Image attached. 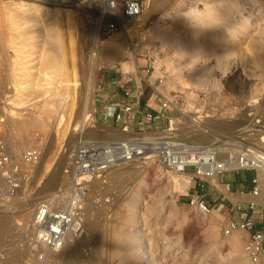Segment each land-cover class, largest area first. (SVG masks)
<instances>
[{
	"label": "rangeland",
	"instance_id": "rangeland-1",
	"mask_svg": "<svg viewBox=\"0 0 264 264\" xmlns=\"http://www.w3.org/2000/svg\"><path fill=\"white\" fill-rule=\"evenodd\" d=\"M49 1L0 0V135L10 148L15 145V148L12 147L13 154L19 155L27 148L39 146L42 155L46 152L45 154L50 156L43 167H40V158L36 166L40 169V175L35 176L33 173V178L23 183L17 195L7 202L9 209L3 211L5 203L0 204V215L6 213L7 216L16 217V220L12 221L10 233L0 238V264H45L39 259L43 252L32 242L31 221L36 211L35 205L52 200L58 187L69 189L70 181L64 173L66 158L79 142L115 141L118 133L122 132L113 121L105 119L98 108V96L103 93L107 81L111 80L110 76L123 73V77L128 79L138 67L141 71L153 69L154 78H164V89L177 100L175 106L179 111L172 112L171 122L188 112L200 118L199 124H207L205 127L207 126L206 132L209 136H202L207 137V141L203 138L202 143L201 140H192L196 136L192 124L176 123V128L179 131L182 128V131L175 133L181 135L180 140L187 145L201 147L206 145V142L218 143V140L220 143L229 142L228 144L232 145L240 140L243 145L255 149V137L252 135L256 131L264 130V111L262 115L251 114L257 109H264V0H167L169 3L166 0H150L136 23L143 24L145 29L131 31L132 35L130 32L127 34L135 53H131L122 40L120 54L117 56H107L103 51H108L110 41L123 38L121 30L108 32L105 20L96 44L89 15L85 14L81 7L70 8L75 12L72 17L75 24L71 47L68 38H65L64 20L54 17V0H51L52 3ZM65 1H69L66 6L72 7L86 0ZM202 4L211 6L213 12L198 25L194 13L191 12L195 8V11L204 13L206 6ZM30 9L35 13L31 17L28 16L32 11ZM97 10L94 11V16L99 18ZM20 22L24 23L22 27L26 28L25 34L14 26ZM169 26L171 30L174 28L173 32L167 29ZM150 29L153 36L162 33L160 38L169 42L171 46H167L166 53L176 58L180 68L170 71L164 64H157L153 54L149 55L153 51L152 47L148 46L151 35L147 30ZM57 30L64 34V51L59 53L58 57L66 69L72 55L75 80L79 85L74 92L72 107L71 102H63L62 91L51 89L66 79L64 71L52 75L48 93L34 87L42 84V75L46 71H51L44 60L51 53L56 54L49 36ZM19 34L28 38L25 40H28L30 45L25 51H33L29 54L31 58L27 59L28 65L24 75L16 74L14 67ZM30 34L34 36L29 39ZM97 47L102 53L99 62L91 57V51ZM99 64L101 66L96 70V65ZM17 76H23L20 79L24 86H32L21 94L24 100L22 109L15 111L12 116L9 114L12 109L8 104L15 98L14 87L16 81L20 80L16 79ZM180 76L184 77L183 80L197 79L199 84L186 86ZM116 77L113 87L118 83L119 77ZM89 100L92 101V106ZM260 104L263 107L258 108ZM85 114L89 119L86 123ZM62 116L67 120L63 127L62 122H59ZM224 126L229 130L224 129ZM167 131L168 128L157 130L155 133L165 136L163 133ZM146 133L153 134L154 131ZM129 134H133L131 124ZM262 136L264 135L258 137V141L261 142ZM243 150L247 149L243 147L241 152H244ZM134 164L135 166H125V171L129 170L128 173L124 170L123 173L110 172V175L115 174L117 177L114 175L112 179L109 175L103 195L109 199V205L97 209L94 198L99 185L93 182L94 186L91 184L89 187L87 217L90 220H99L100 227L95 232L85 230L81 245L86 249L78 246L71 252V249L68 248V251L65 248V252L63 250L50 257L47 264H252L243 252L248 237L243 232H235L230 236L224 234L227 226L224 212L213 210L212 207L209 215H203L195 203L199 193L197 188H193L194 184L189 178L169 171L154 161H139ZM133 167L138 169L136 173H133ZM241 173L256 175L253 170ZM233 175L235 174H224L226 178ZM60 176L66 178L60 179ZM212 183L220 189L217 183ZM30 202L34 206L28 219L18 217L20 205ZM261 205L263 209L258 210L261 217H264V204ZM19 224L22 226H18ZM83 237L86 239L82 240ZM115 242L118 251H121L122 259L112 255ZM64 258L65 261L62 262ZM68 258L76 260L71 263L72 260ZM83 259L85 260L82 261Z\"/></svg>",
	"mask_w": 264,
	"mask_h": 264
},
{
	"label": "built area",
	"instance_id": "built-area-1",
	"mask_svg": "<svg viewBox=\"0 0 264 264\" xmlns=\"http://www.w3.org/2000/svg\"><path fill=\"white\" fill-rule=\"evenodd\" d=\"M149 2L150 0H101V7L96 11L101 17L100 29L106 20L105 27L108 32L121 30L120 23L137 20L142 15L144 6ZM145 72L151 76L153 69L147 68ZM136 74L140 78L138 69ZM139 82L146 83L142 78ZM156 82L161 85L164 78H159ZM126 84L125 78L118 83V90L126 103L119 109L113 106L103 107L102 116L121 126L122 133H126L129 125L135 123L136 132L132 130V137L123 141L79 142L66 158L64 173L70 181L69 189L63 190L58 187L53 199L42 202L34 213L31 222L32 242L37 249L42 250L43 254L39 259L45 264L50 259L48 253L62 249L67 234H72L77 239L84 235L88 216L89 187L93 182L99 185L94 198L97 209L110 204L109 199L104 198L103 195L109 174L118 165L154 161L174 173L188 174L189 181L199 193L195 203L203 215L212 212V207L206 199V192L208 185L214 187L212 183L214 179L224 174H237L249 170L256 173V170L248 165L247 151L239 155L240 166L234 167L230 160L219 159L221 154L214 145L195 147L172 137L156 135L157 130H154L153 134L146 133L149 132L147 128L156 125L163 116L144 109L141 106L143 90L140 89L133 94ZM132 99L135 100L134 104L129 103ZM160 107L162 111L169 113L179 112L175 105L163 98ZM124 116L129 118L128 122L125 121ZM166 118L167 132H170L172 119ZM146 134L151 136L147 137ZM41 155L39 146L27 148L19 155L13 154L0 135V199L10 201L17 195L23 183L33 178ZM252 184L251 195L254 201L249 204V208L255 211L262 206L258 201L261 190L257 183V173ZM248 228V221L230 222L224 234L230 236L235 232L244 233ZM263 250L264 232L261 231L251 234L243 247L244 255L252 264H260Z\"/></svg>",
	"mask_w": 264,
	"mask_h": 264
},
{
	"label": "bare ground",
	"instance_id": "bare-ground-1",
	"mask_svg": "<svg viewBox=\"0 0 264 264\" xmlns=\"http://www.w3.org/2000/svg\"><path fill=\"white\" fill-rule=\"evenodd\" d=\"M51 1V0H50ZM49 1V2H50ZM162 2H165V1H163V0H161ZM167 1V0H166ZM173 1V0H172ZM198 1V0H197ZM207 1V0H206ZM223 1V0H222ZM68 2L69 1H65V0H54V8H53V10H52V13H53V15H54V17H56V18H58V17H61V18H63V20H64V25H63V27L65 28V38H68V42H69V45H71V47H72V38H73V34H74V28H73V25L75 24L74 22V20H73V15H74V13L75 12H73V11H71L70 10V8H72V9H78V7H81L80 9H82V11L85 13V14H87V15H89V17H90V19L92 20V29H93V34H94V42L97 44L98 42L97 41H99L98 40V36H99V31H100V27H101V17H99V18H96L95 16H94V11L95 10H97V9H99V7H101V0H86V1H83V2H81V3H79V4H76V5H73L72 7H68V6H66V4H68ZM168 2V1H167ZM166 2V3H167ZM199 2V1H198ZM44 3V2H43ZM51 3H52V1H51ZM169 3V2H168ZM219 3H221V1H219ZM46 4V3H45ZM48 4V3H47ZM215 4H216V1H215ZM170 5V4H169ZM202 5H205L206 7H204V9H205V12L203 13H201V12H197V11H195V8L193 7V5H192V7L194 8V11L193 12H191L193 15H195L194 17V19L198 22V25H200V24H202L203 22H204V20L205 19H207V18H209L210 16H211V14H212V12H213V9H212V7L211 6H208L207 4H202ZM217 5V4H216ZM219 5V4H218ZM217 5V6H218ZM50 6V5H49ZM168 6V5H167ZM196 6V5H195ZM77 7V8H76ZM19 8L21 9V6H19ZM168 8V7H167ZM192 8V9H193ZM218 8V7H217ZM181 9V8H180ZM179 9V10H180ZM189 9V8H188ZM32 9H30V11H31ZM179 10H178V12H179ZM76 11V10H75ZM79 11V10H78ZM199 11V10H198ZM8 13V12H7ZM171 13V12H170ZM180 13H181V11H180ZM187 13V12H186ZM185 13V14H186ZM35 13H34V11L32 10L31 12H30V14L28 15L29 17H31V16H33ZM78 14V13H77ZM229 14V13H228ZM9 15V14H8ZM16 15H17V13H16ZM171 15V14H170ZM177 15V14H176ZM187 15H188V13H187ZM7 16V15H6ZM12 16V15H11ZM190 16V15H189ZM192 16V15H191ZM190 16V17H191ZM161 17V16H160ZM164 17V16H163ZM171 17H173L172 15H171ZM176 17V16H175ZM188 17V16H187ZM193 17V16H192ZM181 18V17H180ZM183 18H186V17H183ZM139 19V18H138ZM138 19L137 20H134V21H131V22H121L120 23V27H121V33H122V36H123V38L122 39H119V38H117V39H114V40H112V41H110V43L108 44V51H103L107 56H117L118 54H120V46L122 45V40L124 41V44L126 45V47L130 50V52L131 53H135V50L133 49V45H132V43H131V40H130V36H128L127 34H128V32H130V35H132L131 34V31H139V30H142V29H145V26L142 24H136L137 23V21H138ZM164 19V18H163ZM168 19H169V17H168ZM175 19V18H174ZM178 19V18H177ZM190 19H192V18H190ZM189 19V20H190ZM211 19V18H210ZM186 20V19H185ZM189 20H187V21H189ZM166 21V20H165ZM164 21V22H165ZM54 22V21H53ZM163 22V21H162ZM171 22V21H170ZM207 22V21H206ZM176 23V22H175ZM188 23V22H187ZM193 23V22H192ZM192 23H190V24H192ZM157 24V23H156ZM155 24V25H156ZM149 25V24H148ZM164 25V24H163ZM15 26V28L17 29V30H19V31H23L22 33H24L25 34V27H22V26H24V23L23 22H20V24L18 25V23H17V25H14ZM153 26V25H152ZM22 27V28H21ZM147 28V27H146ZM153 28V27H152ZM171 28V26H169L167 29L169 30ZM163 30H166V29H163ZM173 30H174V28H173ZM173 30H171L170 29V31H172L173 32ZM35 31V30H34ZM37 31V30H36ZM177 31H178V29H177ZM147 32L149 33V35H151V41L150 42H148L149 43V45L148 46H150V47H152V49H153V51L152 52H150L149 53V55L150 54H153L154 55V57L156 58V62H157V64H164L165 66H167L168 68H170L169 70L170 71H175L176 70V68L177 67H179L180 68V64H179V62H177L176 61V58H172V57H170L167 53H166V48H167V46L168 45H170L169 44V42L168 41H166V40H164V39H162V38H160L161 37V34L160 33H158V35H155V36H153L154 34H151V29L150 30H147ZM162 32V31H161ZM175 32V34H176V31H174ZM28 33H30V32H28ZM152 33H154V32H152ZM178 33V32H177ZM24 34H22V35H18V39L20 40L19 41V44L17 43V48H18V51H16V60H15V62H14V67H15V69H16V74H19V75H21V74H23L24 75V72H26V66L28 65L27 64V62H28V58H31L30 57V53L31 52H33L31 49H29L30 51H25V49L26 48H28L29 47V43L25 40V39H28L26 36H24ZM33 35V34H32ZM31 34H30V37H29V39L31 38V36H32ZM34 36V35H33ZM37 36V35H36ZM49 38H50V41H51V43H52V46H53V49H54V52L56 53V54H50V55H48V57L44 60L45 62H46V65H47V67H48V69L49 70H51V71H46L43 75H42V84H39V85H36V86H34L35 87V89H38V90H40V89H43L46 93H48L47 91L50 89V86L49 85H51V82H52V75H56L58 72H61V71H64V73H65V77H66V79L65 80H62V81H60V82H58L55 86H54V88H51V89H53V90H55V91H62V93H63V95L61 96L63 99V102L64 103H69V102H71V107H72V105H73V103H74V92H75V90H76V88L77 87H79V85H78V83H77V81L75 80V71H74V63L72 62V55L70 56V58H69V62H68V65H67V68L66 69H64L63 68V62L59 59V53H61V52H63L64 51V34H62L59 30H57L55 33H53L52 35H50L49 36ZM66 41H67V39H66ZM146 41V40H145ZM171 43V42H170ZM67 44V43H66ZM13 46V45H12ZM171 46V45H170ZM170 46L168 47V48H170ZM103 47V46H102ZM52 48V47H51ZM99 48H101L100 46H99ZM99 48L97 47V48H94L92 51H91V54H92V58H93V60H96L97 62H99V58H100V56L102 55V53L100 52V50H99ZM123 48V47H122ZM125 48V47H124ZM69 50V52H70V48L68 49ZM0 51H2V50H0ZM128 52V51H127ZM149 52V51H148ZM25 53H28V55H25ZM122 53H124V52H122ZM69 54V53H68ZM69 57V56H68ZM119 59V58H118ZM114 61V60H113ZM108 62H110V61H108ZM107 62V63H108ZM106 63V64H107ZM177 63L180 65V66H178L177 65ZM98 66H101L100 64L99 65H96V70H98ZM18 67H21V68H18ZM95 67V66H94ZM103 67V66H102ZM101 67V68H102ZM100 68V69H101ZM191 71V70H190ZM97 72V71H96ZM95 72V73H96ZM100 72V71H99ZM98 74V73H97ZM97 74L94 76V79H96V76H97ZM19 76H17V78L16 79H20V78H22L23 76H21V77H19ZM13 79V78H12ZM59 79V78H58ZM62 79H63V77H62ZM180 79L182 80V82H184V85H192V86H197L198 84H199V81L196 79H187V78H185V79H187V80H183L184 79V77L183 76H180ZM14 80V79H13ZM23 80H26L25 78H23ZM54 80V79H53ZM38 81V80H37ZM56 81V80H55ZM58 81V80H57ZM40 82V81H39ZM94 82H95V80H94ZM35 84V83H34ZM25 84L23 83V81H22V79H20L18 82L16 81V84H15V87H14V89H15V98L11 101V102H9V106H11V109H12V111L9 113L10 115H14V112L15 111H18V110H20V109H22V101H24L23 100V96L21 95L22 93H24V92H26V90H27V88H31V86H24ZM49 86V87H48ZM52 87V86H51ZM47 88H49V89H47ZM34 89V88H33ZM13 91V90H12ZM51 91V90H50ZM50 93V92H49ZM91 94V93H90ZM9 99V98H8ZM7 99V100H8ZM10 100V99H9ZM90 101V100H89ZM90 103H91V106H92V101H90ZM251 104H254V103H251ZM250 104V105H251ZM261 105V104H260ZM260 105H258V106H260ZM251 106H253V105H251ZM251 106H249V107H251ZM249 107H247V108H249ZM261 107H263L262 105L260 106V107H258V108H261ZM253 108V107H252ZM256 109H257V107H256ZM255 109V110H256ZM255 110H253V111H255ZM260 109H257V111H255L254 112V114L253 113H251L252 115H256V114H258V115H262L263 113H262V111H264V109H262L261 108V110L259 111ZM245 111V110H244ZM250 111H251V109H250ZM246 112V111H245ZM88 113H89V111H88ZM244 113V112H243ZM242 113V114H243ZM246 114V113H245ZM244 115V114H243ZM257 115V116H258ZM253 116V117H254ZM246 117V116H245ZM244 117V118H245ZM259 117V116H258ZM261 117V116H260ZM87 114H85L84 115V119H85V121H84V123H86V121H88L89 119L87 118ZM256 118V117H255ZM263 118V117H262ZM6 119H8V117H6ZM198 119H200V118H197L196 116H195V114L194 113H188V112H184L183 114H182V117L180 118V119H176L174 122L172 121L171 122V128H170V132H166L164 135L165 136H168V137H172V138H174V139H178V140H180V137H181V135H177L175 132L176 131H179V129H177L176 128V123H180L181 125L183 124V125H187L186 123H190V124H192L193 126H194V129L196 130V131H194V133L196 132V136L192 139V140H197V141H199V140H201V142L203 141V138H204V140H206V138L207 137H203L202 138V136H204V135H206L207 134V132H206V128H207V126L205 127V125H207V124H199V122H198ZM253 120V119H252ZM262 120V119H261ZM231 121V120H230ZM229 121V123H230V125L232 124L231 122ZM4 121H2V123H3ZM59 122H62V127L63 126H65V123L67 122V120L65 119V117H61V119H60V121ZM226 123V122H225ZM228 123V122H227ZM228 123V124H229ZM238 123V122H237ZM241 123V122H240ZM257 123V122H256ZM259 123V122H258ZM264 123V122H263ZM239 124V123H238ZM242 124V123H241ZM240 124V125H241ZM242 125H245V124H242ZM233 126V125H232ZM221 127V126H220ZM222 127H223V125H222ZM246 127H247V125H246ZM257 127V126H256ZM233 128H235V126L233 127ZM250 128V127H249ZM181 129V131H182V128H180ZM224 129H226L225 128V126H224ZM223 129V130H224ZM253 129H255L254 127H253ZM129 130H130V125H129V128H128V130H127V132L126 133H122V132H120V133H118V137H117V139L116 140H119V141H123V140H127V139H130L132 136H130V134H129ZM226 130H229V129H226ZM235 130H236V128H235ZM181 131H179V133H181ZM222 132V131H221ZM63 134H64V132H63ZM208 136H209V134H207ZM261 135H264V130H260V131H256V133H254L252 136L253 137H255V142H257L256 144H255V142H254V145L256 146H254L255 147V149L254 148H252L251 146L249 147V146H247V145H243L242 143H240L239 141H235V142H233V144L231 145V144H228V143H220L219 142V140H218V143L220 144V145H217L218 143H212V142H206V145L205 144H201L202 146H207V147H209V146H212V145H214V147H216V149L218 150V152L221 154V156L219 157V159H221V160H223V161H231L232 162V164H233V166L234 167H239L240 166V164H239V158H240V154H242L243 152H241V150L243 149V147H245L247 150H243V151H247V157H248V165L251 167V168H253V169H255L256 170V173H257V183H258V186H259V189L261 190V195H260V198H259V202H261V203H263L264 204V136H262V138H261V142L260 141H258V137H260ZM219 136V135H218ZM222 136H224V135H222ZM212 137V136H211ZM253 137H251V138H253ZM214 138V137H213ZM213 138H212V140H213ZM220 138V137H219ZM250 138V139H251ZM221 139H222V137H221ZM17 140V139H16ZM21 140V139H20ZM115 140V141H116ZM238 140V139H237ZM249 140V139H248ZM253 139H251V141H252ZM207 141V140H206ZM246 141H247V139H246ZM231 142V141H230ZM12 143V142H11ZM10 143V144H11ZM18 143V142H17ZM188 143V142H187ZM199 143V142H198ZM202 143H204V142H202ZM248 143V142H247ZM251 143V142H250ZM188 144H190V143H188ZM249 144V143H248ZM253 144V143H252ZM217 145V146H216ZM15 145H13L12 147H14ZM20 146V145H19ZM198 146V145H197ZM12 147L10 148L9 147V149H10V151H12ZM15 148V147H14ZM15 151H16V149H15ZM46 153V152H45ZM44 153V155H42V157H41V163H40V167H43L44 166V164L46 163V162H48L49 161V159H50V156L48 155L47 156V154H45ZM66 158V157H65ZM134 163H138V162H134ZM134 163H131V164H127V165H118V166H116V167H114L113 169H112V171H115V172H117V171H121L120 173H123L122 172V170H124V172H127L128 173V171H125L126 169H125V166H128V165H130V166H135V164ZM147 163V162H146ZM43 165V166H42ZM164 167V166H163ZM130 169H131V167H130ZM133 170H134V172L133 173H136L137 171H138V169L136 170V168H134L133 167ZM113 173V172H112ZM120 173L118 172V174L120 175ZM34 175L35 176H37V175H40V169H38V168H35V170H34ZM54 175H56V174H54ZM110 175V174H109ZM115 175V174H114ZM113 174L112 175H110L111 177L112 176H114ZM126 175V174H125ZM138 175V174H137ZM181 176H183V177H186V178H189L188 177V174H180ZM63 176H65V175H63ZM63 176H62V178H63ZM116 176V175H115ZM124 176V175H123ZM53 177H56V176H52V178ZM117 177V176H116ZM119 177V176H118ZM128 177V176H127ZM61 178V176H60V179H62ZM64 178H66V177H64ZM63 178V179H64ZM111 179V178H110ZM112 179H113V177H112ZM55 180H58L57 178H55ZM67 180H68V178H67ZM115 180V179H114ZM113 180V181H114ZM60 182H61V180H59ZM214 183H217V179H214V181H213ZM52 183H54V182H52ZM95 184H96V182H94ZM94 183H92V185L94 184ZM61 184V183H60ZM64 185V184H63ZM94 186V185H93ZM70 187V186H69ZM91 187V186H90ZM65 189V188H64ZM107 193V192H106ZM8 201H6V200H4V199H0V204H2V203H5V207H4V209H2L3 211L4 210H6V209H9V204L7 203ZM42 203H39V204H36L35 205V209L37 210L38 209V207L41 205ZM34 206V204H32L31 202L30 203H26V205H20V207H19V216L18 217H21V218H23V219H28V217H29V215H30V213H31V209H32V207ZM104 210H106V209H104ZM101 212V211H100ZM96 219H98V218H96ZM13 220H16V217L15 216H7V214L6 213H2V215H0V238H3V237H5L6 235H8L9 233H10V231L12 230L11 229V224H12V221ZM99 220H97V221H95V220H93V219H91L90 220V218L89 217H87V219H86V224H85V227H86V229H88V231L89 230H94V232H95V230L96 229H98L99 227H100V222H98ZM32 222V221H31ZM18 226H22V225H18ZM103 227V226H102ZM14 228V227H13ZM14 230V229H13ZM101 230V229H100ZM99 230V231H100ZM105 230V229H104ZM87 231V230H86ZM98 232V231H97ZM94 234V233H93ZM97 234V233H96ZM95 234V235H96ZM233 235H234V233H233ZM91 236V235H90ZM86 239V237H83L82 238V240L83 239ZM80 239V240H79ZM79 239H77V238H75L74 236H72V234H67V236H66V240H65V244L63 245V247H62V249L61 250H59L58 252H60V251H63L64 250V252H65V248H67V250L69 251V249H71V252H73L72 251V249L74 248V247H80V246H82L83 245V243L81 242V238H79ZM84 239V240H85ZM90 239V238H89ZM122 240V239H121ZM86 241H88V240H86ZM90 241V240H89ZM81 243H82V245H81ZM84 244H86V243H84ZM91 244V243H90ZM89 245V244H88ZM114 247H113V249H112V255L113 256H116V257H118L119 256V258H121L122 256L120 255L121 254V251H118V246H117V243L115 242L114 243ZM86 246H87V244H86ZM121 246V245H120ZM119 246V247H120ZM82 247H84V246H82ZM69 248V249H68ZM80 249V248H79ZM84 249H86L85 247H84ZM66 250V251H67ZM73 250H75V249H73ZM81 250H82V248H81ZM40 251H42V250H40ZM56 252L57 251H53V252H50V253H48L49 255H48V257L50 258H52V257H54L55 255H56ZM64 252H63V254H64ZM70 252V255H72V253ZM78 252V251H77ZM81 252V251H80ZM62 253V252H61ZM67 253V252H66ZM74 254H76V253H74ZM58 255H59V253H58ZM69 255V254H68ZM81 255V254H80ZM92 255V254H91ZM66 256V255H65ZM77 256V255H76ZM103 256H105V255H103ZM67 257H69V256H67ZM81 257V256H80ZM79 257V258H80ZM95 257V256H94ZM55 258H57V257H55ZM54 258V259H55ZM70 258V257H69ZM68 258V259H69ZM90 258V257H89ZM99 258V257H98ZM63 259V258H62ZM67 259V258H66ZM78 259V258H77ZM122 259V258H121ZM69 260H72V259H69ZM69 260H68V263H70L69 262ZM74 260H76V258L75 259H73L72 261H71V263H73V262H75ZM85 259H83L82 261H84ZM90 260V259H89ZM63 261H65V258H64V260H62V262ZM99 261V260H98ZM123 262H125V261H123ZM63 264H65L64 262H63ZM83 264H85V263H83ZM91 264V263H90ZM98 264H100V263H98Z\"/></svg>",
	"mask_w": 264,
	"mask_h": 264
},
{
	"label": "crops",
	"instance_id": "crops-1",
	"mask_svg": "<svg viewBox=\"0 0 264 264\" xmlns=\"http://www.w3.org/2000/svg\"><path fill=\"white\" fill-rule=\"evenodd\" d=\"M136 69L139 71L140 78L145 80L147 84H141L139 82L140 78L137 76L136 71L128 79L123 77V73H119V75H112L109 77L111 82L107 81L106 88L103 89V93L98 96V108L100 109L101 114H103L102 109L105 106H113L119 109L124 103H126L122 99L121 93L118 90V83L125 78V81H127L126 85L133 94H135L140 89L143 90L144 97L141 99V106L144 109H149L150 111L163 116V118H161L156 123V125H153L151 128H147V131L150 132L154 130L166 129V117H171L172 113L161 110L160 106L162 98L168 100L172 105H175L177 100L173 98L172 95H169L168 92H166L164 89V83L157 85L156 81L158 77L154 78L153 74L151 76L146 74V69L143 71H141L138 67ZM116 76L119 77L117 80L118 83H116V87H113L115 80L114 78H117ZM129 103L134 104L135 100L132 99L129 101ZM124 119L126 122L129 121L127 116H124ZM135 126V123L131 124L133 131L136 130ZM250 179V173H237L228 178H226L224 175H221L217 179V185L220 187V189L208 185L206 192V199L209 202V205L211 204L210 206L213 207V210L217 209L218 211L224 212L226 215L225 218L227 225L230 222H249V228L244 232V235L247 237L255 232H264V217H261V213L258 209L251 211L249 208V204L254 201V197L251 195L253 185L250 183ZM219 183H222V185H219ZM193 188L195 189L194 185ZM260 208L261 210L263 209L262 206ZM260 264H264V250L261 254Z\"/></svg>",
	"mask_w": 264,
	"mask_h": 264
},
{
	"label": "trees",
	"instance_id": "trees-1",
	"mask_svg": "<svg viewBox=\"0 0 264 264\" xmlns=\"http://www.w3.org/2000/svg\"><path fill=\"white\" fill-rule=\"evenodd\" d=\"M250 177H251V179H250L249 181H250V183H252V181H253V179H254V174L251 173V174H250ZM252 185H253V184H252Z\"/></svg>",
	"mask_w": 264,
	"mask_h": 264
}]
</instances>
